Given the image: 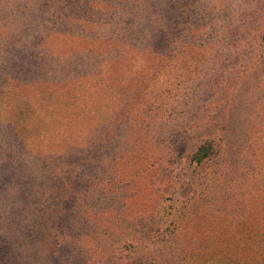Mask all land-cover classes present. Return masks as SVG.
Listing matches in <instances>:
<instances>
[{
	"label": "rangeland",
	"instance_id": "374dc122",
	"mask_svg": "<svg viewBox=\"0 0 264 264\" xmlns=\"http://www.w3.org/2000/svg\"><path fill=\"white\" fill-rule=\"evenodd\" d=\"M44 6L37 78L72 85L22 98L9 82L0 114L41 162L40 177L71 173L80 234L70 264H264V0ZM12 13L2 15L9 26L21 20ZM141 43L152 51L137 75L142 93L119 88L135 78L131 60L103 61L78 82L103 51ZM207 140L214 156L192 164Z\"/></svg>",
	"mask_w": 264,
	"mask_h": 264
},
{
	"label": "trees",
	"instance_id": "16d2710c",
	"mask_svg": "<svg viewBox=\"0 0 264 264\" xmlns=\"http://www.w3.org/2000/svg\"><path fill=\"white\" fill-rule=\"evenodd\" d=\"M48 3L49 0H0L1 11L6 10L5 13H0V30L9 27L6 33L0 34V46L2 42L7 44L0 51V97L9 82L22 98L41 93L46 88L58 92L72 85L68 82L60 87L37 78L39 61L36 59V48L43 45L44 34L40 37L35 32L39 27L37 20L48 10L44 8ZM120 10L111 9L116 13L122 12ZM14 11L20 12L21 20L9 26L3 22L2 15L5 14L9 19L8 13L18 14L12 13ZM63 16L64 19L71 17L67 13ZM22 24L28 28L27 32L21 27ZM157 31L161 32L160 28L156 27L146 39L150 36L157 39ZM30 32L36 36L30 38ZM29 45H32V50L28 49ZM138 45H130L117 54L112 47L108 48L107 53L103 51V58L93 61L90 69L86 70V74L78 82L88 76H95L103 61L108 66L119 67L122 61L131 60L138 66L136 73L134 72L135 78L127 76V82L119 88L122 93L128 94L130 89L137 87L133 91L142 93L144 87L138 82L137 75L141 71L144 74L142 60L148 59L147 56L152 51L143 43L139 48ZM115 59L121 62L116 64ZM10 122L4 120L0 114V264H70V256H74L76 252L75 239L80 234L71 220L75 215L72 201L76 190L71 173L69 177L66 174L67 179L64 182L59 174H43L40 177L39 173L44 172L41 162L25 149L20 141L19 131ZM109 135L98 134L94 140L98 143L107 142ZM214 152L212 141L201 142L190 157L191 163L202 166L214 156ZM88 158L93 159L90 155ZM83 182L81 180V185ZM66 184L68 185L65 186Z\"/></svg>",
	"mask_w": 264,
	"mask_h": 264
}]
</instances>
